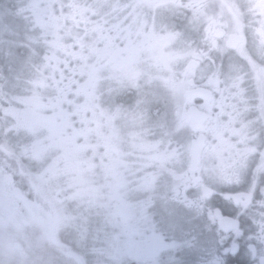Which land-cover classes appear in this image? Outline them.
<instances>
[{"label": "flooded vegetation", "instance_id": "af4514ba", "mask_svg": "<svg viewBox=\"0 0 264 264\" xmlns=\"http://www.w3.org/2000/svg\"><path fill=\"white\" fill-rule=\"evenodd\" d=\"M44 4L45 46L62 50L75 41L78 55L85 49H111L129 60L121 90L129 135L137 131L141 141L148 137L143 122H148L150 111L155 130L165 119L163 129L178 141L175 152L182 168L172 171L175 188L163 193L182 202V207L206 212L214 243L208 264H264V0ZM1 26L2 21L0 52ZM171 34L173 42L166 37ZM177 39L182 40L180 46L175 45ZM67 63L55 72L61 92L58 103L67 100L69 90L83 86L68 74ZM166 66L170 77L165 75ZM2 67L0 62V73ZM163 82L171 94L168 99ZM9 95L8 100L0 97V172L6 154L2 134L16 130L22 106L15 103L18 110H13L14 96ZM193 112L202 117L199 123ZM6 177V190L15 189L17 174ZM220 217L225 225L219 224Z\"/></svg>", "mask_w": 264, "mask_h": 264}, {"label": "rangeland", "instance_id": "374dc122", "mask_svg": "<svg viewBox=\"0 0 264 264\" xmlns=\"http://www.w3.org/2000/svg\"><path fill=\"white\" fill-rule=\"evenodd\" d=\"M44 1L7 0L8 7L0 12L2 32H7L0 97L6 96L1 90L15 84L22 103L16 122L20 138L16 141L23 143L16 148L21 160L7 152L0 172V264H71L61 257L62 251L67 250L53 248L58 242L48 238L52 234L55 240L66 238L69 242L64 247L82 252L87 264H183L180 251L189 245L190 239L170 235L150 211L157 178H173L168 169L179 171L182 168L172 151L173 145L165 153L155 152L170 143L168 138H173L161 131L167 124L165 119L160 129L151 134L155 121L150 111L148 122H143V126H148L145 141L140 139L141 132L133 131L129 135L125 118L117 122L118 130L114 121L123 113L113 109V106L116 110L119 107L113 97L104 92L116 81L101 75L110 77L112 73L114 79L124 80L129 60L111 49H85L77 56L67 48L56 50L50 46L46 48L50 52L47 57L39 51L46 41ZM166 21L171 23L172 19ZM32 29L36 32L34 37ZM169 36L173 38L172 34ZM181 43V39L175 40L176 46ZM22 51H25L24 56ZM65 60L68 74L77 83L83 82L85 90L74 87L67 92V102L55 105L58 95L55 72ZM9 61L15 63L14 66ZM162 85L165 98H170L167 82ZM15 110L18 107L15 106ZM13 141V138L5 141L9 150H15ZM128 152L133 154L131 159ZM131 165L133 174L129 176L127 170ZM166 165L171 167H162ZM142 168L144 174L139 177L136 172ZM8 173L17 174L19 182L23 175L34 182L25 189L33 201L28 202V207L18 198L19 204L14 200V187L6 190ZM26 182L27 178L23 177L21 183ZM174 188L173 179L158 190ZM41 195L48 199L51 207L40 200ZM174 203L180 219L206 227L196 256L199 263L195 260L190 263L208 264L214 256V243L209 237L211 229L206 212L182 207L180 201ZM161 205L165 208L169 204L161 201ZM16 206L18 212L14 221L7 224L2 218L12 217L11 210ZM7 241L12 251L22 252L20 257L23 253L29 257L14 262L15 255L9 252ZM92 251L95 254L90 253Z\"/></svg>", "mask_w": 264, "mask_h": 264}, {"label": "trees", "instance_id": "16d2710c", "mask_svg": "<svg viewBox=\"0 0 264 264\" xmlns=\"http://www.w3.org/2000/svg\"><path fill=\"white\" fill-rule=\"evenodd\" d=\"M162 178H165V179H162ZM157 179H158L157 187L161 185L167 186V183L168 182L171 183V181L173 180V178L170 176L158 177ZM29 180L31 181V179ZM33 183L34 182H32L31 184V182L27 181L25 185L29 188L31 185H33ZM22 187H25L23 183H21V188ZM27 191L29 193H32V191L30 190H27ZM158 194H159L158 190L153 192L154 196L151 201L152 208L150 209V211L153 213L155 221L163 229L168 230L170 232V235H172L173 237H176V238L188 237L190 239L189 245L180 251V257L182 259L183 264H191L190 261L192 260H195L196 262L199 263V261H197L196 256L201 246V239L203 236H205L204 231L206 227H203L202 225L196 226L193 223H186L185 221L180 219L178 217L179 212H177V208L174 206V204L168 203L169 205H167L164 208L161 205V201H163V199L161 198V196L158 197ZM28 197L30 198L31 196L28 195ZM40 200L47 203L49 207L52 206V204L48 202V199L45 196L41 195ZM2 228L4 229V227ZM58 239H60V237H58ZM56 242H58V244L56 246H53V248H55L56 250H60V249L67 250V252L62 251V254L67 261L71 262V264H87L88 263L85 256H83L80 252H77V250H74V249L73 250L66 249L64 247V244H68L69 242L66 238H62L61 240H56ZM54 257L56 258L55 254H54Z\"/></svg>", "mask_w": 264, "mask_h": 264}, {"label": "clouds", "instance_id": "9594fccd", "mask_svg": "<svg viewBox=\"0 0 264 264\" xmlns=\"http://www.w3.org/2000/svg\"><path fill=\"white\" fill-rule=\"evenodd\" d=\"M194 75V74H193Z\"/></svg>", "mask_w": 264, "mask_h": 264}]
</instances>
